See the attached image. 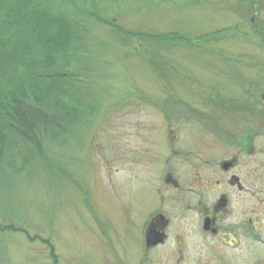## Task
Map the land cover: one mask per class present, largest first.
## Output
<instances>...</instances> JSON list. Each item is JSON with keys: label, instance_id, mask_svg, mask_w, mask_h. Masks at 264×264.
Wrapping results in <instances>:
<instances>
[{"label": "rangeland", "instance_id": "374dc122", "mask_svg": "<svg viewBox=\"0 0 264 264\" xmlns=\"http://www.w3.org/2000/svg\"><path fill=\"white\" fill-rule=\"evenodd\" d=\"M75 1L86 32L58 54L61 102L76 114L68 119L75 128L52 143L46 169L0 171V225L29 233L0 232L8 264H133L130 196L137 202L147 192L143 178L166 128L163 102L177 97L182 106L167 105L181 115L187 106L205 110L204 98L237 88L249 63H260L264 78L263 6L257 13L248 0ZM160 36L171 39L149 38ZM189 120L179 126L193 127ZM244 255L243 264H264L255 247Z\"/></svg>", "mask_w": 264, "mask_h": 264}, {"label": "flooded vegetation", "instance_id": "af4514ba", "mask_svg": "<svg viewBox=\"0 0 264 264\" xmlns=\"http://www.w3.org/2000/svg\"><path fill=\"white\" fill-rule=\"evenodd\" d=\"M249 64L237 88L204 98L205 110L181 115L167 105L177 97L163 102L147 192L130 196L133 264H243L247 247L264 263V78L260 63Z\"/></svg>", "mask_w": 264, "mask_h": 264}, {"label": "trees", "instance_id": "16d2710c", "mask_svg": "<svg viewBox=\"0 0 264 264\" xmlns=\"http://www.w3.org/2000/svg\"><path fill=\"white\" fill-rule=\"evenodd\" d=\"M57 1L52 7L42 0H0V171L5 173V169L23 171L34 163L46 169L52 143L75 128L68 119L76 114L68 113L61 102L66 75L58 64V54L72 47L77 34L86 32L76 17L85 13L75 0H67L69 11L59 7L63 1ZM248 1L257 13L259 7L264 9V0ZM262 11L260 18H264ZM97 20L110 26L111 22ZM149 38L158 43L171 36ZM0 232L29 236L15 226L0 225ZM1 248L0 264H8Z\"/></svg>", "mask_w": 264, "mask_h": 264}]
</instances>
